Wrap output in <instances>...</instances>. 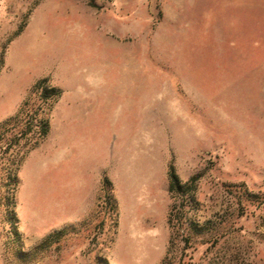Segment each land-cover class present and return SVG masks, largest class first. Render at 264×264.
<instances>
[{
	"label": "rangeland",
	"instance_id": "rangeland-1",
	"mask_svg": "<svg viewBox=\"0 0 264 264\" xmlns=\"http://www.w3.org/2000/svg\"><path fill=\"white\" fill-rule=\"evenodd\" d=\"M45 78L16 188L0 142V264H264V0H0V125Z\"/></svg>",
	"mask_w": 264,
	"mask_h": 264
},
{
	"label": "trees",
	"instance_id": "trees-1",
	"mask_svg": "<svg viewBox=\"0 0 264 264\" xmlns=\"http://www.w3.org/2000/svg\"><path fill=\"white\" fill-rule=\"evenodd\" d=\"M94 1V0H92ZM63 95L61 89L51 85L47 78L38 81L32 89L31 97L28 98L15 116L6 120L0 125V142H4V153L12 151V167L9 177L15 188L19 184L18 171L27 154L37 148L50 134L51 114ZM25 149V152L22 151ZM169 193L174 202L180 198L193 200L197 190V177L183 182L176 172L174 165H170L169 172ZM107 202L115 214V224L118 218V201L115 196L113 183L108 177H104L101 185V192L98 198V207ZM175 207L172 208L169 217V224L172 231L177 227L174 215ZM14 227V234L19 237L17 219L14 212L11 215ZM67 234V229H61L49 235L43 245L51 247L59 243L61 238Z\"/></svg>",
	"mask_w": 264,
	"mask_h": 264
},
{
	"label": "crops",
	"instance_id": "crops-1",
	"mask_svg": "<svg viewBox=\"0 0 264 264\" xmlns=\"http://www.w3.org/2000/svg\"><path fill=\"white\" fill-rule=\"evenodd\" d=\"M116 196V195H115ZM116 198H117V196H116ZM117 201H118V198H117Z\"/></svg>",
	"mask_w": 264,
	"mask_h": 264
},
{
	"label": "bare ground",
	"instance_id": "bare-ground-1",
	"mask_svg": "<svg viewBox=\"0 0 264 264\" xmlns=\"http://www.w3.org/2000/svg\"><path fill=\"white\" fill-rule=\"evenodd\" d=\"M35 170V169H34ZM37 171V170H36ZM133 246V245H132Z\"/></svg>",
	"mask_w": 264,
	"mask_h": 264
}]
</instances>
